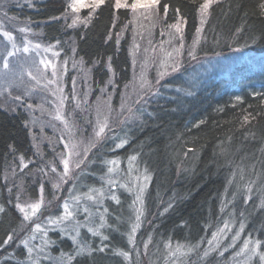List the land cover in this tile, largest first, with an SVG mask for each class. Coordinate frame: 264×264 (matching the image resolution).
I'll return each instance as SVG.
<instances>
[{"label": "trees", "instance_id": "1", "mask_svg": "<svg viewBox=\"0 0 264 264\" xmlns=\"http://www.w3.org/2000/svg\"><path fill=\"white\" fill-rule=\"evenodd\" d=\"M69 1L0 0V21L13 32L16 25L28 27L31 37L56 49L61 59L71 54L78 59L89 72L91 100L110 80L115 102L133 73L131 10L105 0L89 9L84 23H74ZM204 2L159 0L153 8L155 34L178 18L183 22L181 64L88 151L79 167L84 179L78 177L77 183L75 175L74 186L80 194L100 188L103 203L95 210L104 215L93 221L100 233L81 229L84 249H74L68 233L56 225L49 229L46 249L69 257L67 264H144L138 248L149 230L160 244L188 245L183 264H221L232 252L231 237L224 235L231 227L240 230L239 239L259 241L264 252V0H213L201 16ZM193 47L195 58L189 55ZM236 54L247 60L230 70L229 77L215 72L206 78L188 76L207 59ZM31 141L26 110L0 106V264H25L14 235L21 218L7 174L14 168L19 172L21 160L35 159ZM41 148L48 157L50 151ZM109 160L114 161L113 172L107 168ZM34 161L21 172L29 197L37 195V181L25 174L37 172ZM109 175L115 177L112 186L103 181ZM102 187L110 188V196ZM137 200L143 218L132 241ZM251 259L250 264L264 263L257 253Z\"/></svg>", "mask_w": 264, "mask_h": 264}, {"label": "rangeland", "instance_id": "2", "mask_svg": "<svg viewBox=\"0 0 264 264\" xmlns=\"http://www.w3.org/2000/svg\"><path fill=\"white\" fill-rule=\"evenodd\" d=\"M91 2L92 0H85L87 4ZM74 3L75 0L69 1L71 20L84 23L91 15L89 11L91 8L83 7L77 12L73 9ZM127 3L131 4L132 0H127ZM85 9L88 10L83 13ZM130 10L132 30L130 57L133 73L130 82L115 102H113L115 86L110 80L91 100L88 87L89 72L78 59L72 57V54L67 60L61 59L56 49L39 42L35 36L31 37L30 33L33 34V31L28 27L16 25L13 32L0 21V106L9 111L18 107L26 110L33 137L31 151L35 161H32L38 164L37 172L26 170L25 173L31 177L29 179L32 182L37 181L35 197L27 196L25 187L21 186L23 183L21 172L25 171L24 168L33 163L32 161L21 160L19 172L14 168L12 173L7 174L9 182L15 188V207L21 222L15 229L14 235L19 236L17 239L25 253V264H67L69 257L54 256L45 247L51 245L48 232L55 225L64 231L65 235L68 233L74 249L78 250L84 249L87 244L81 236L82 228L91 233H100L99 223L95 224L93 221H96V217L104 215L103 211L95 210L96 205L102 207V191L98 187H90L86 193L80 194L74 186L75 175H77L76 182L80 183L78 179L82 177L84 179V172L82 167L80 169L79 167L84 163L94 143L110 128L117 124L122 125L123 120L129 117L132 108L137 103H141L161 77L181 64L180 34L183 22L180 18L171 28L159 29L155 34L151 31L157 25L153 8L136 11L130 8ZM203 15L201 10V16ZM174 25H179V32L173 27ZM4 33H9L11 39ZM25 48L28 50L24 51ZM9 53L12 55L9 56ZM246 60L240 54L232 57H215L207 59L185 74L188 73L192 79L197 75L206 78L214 74L229 77L230 70ZM213 68L217 71H213ZM101 127L104 128L102 133ZM42 145L50 151L48 157H45ZM65 161L68 165L67 172H65ZM126 162L129 165L133 163L129 159ZM107 168L112 172L113 168L116 170L114 161L109 160ZM114 178L109 175L107 178L104 177L103 181L112 186ZM134 181L137 182L138 187L139 181L136 178ZM64 187L65 192H63ZM102 188L103 193L110 196L108 190L110 188ZM90 196L94 199H89ZM41 197L43 198L41 208L32 215L30 206L39 202ZM65 202L73 211V217L60 220L64 215ZM139 202L140 200H137L135 208L138 210L131 223L134 235L141 225L139 220L143 218V209L140 208ZM21 208L25 211L22 212ZM25 213L28 214L27 219ZM37 224L41 226L40 230H36ZM239 232L238 229L232 230V227L225 230L224 235L231 237L228 248H231L232 252L228 257L225 255L222 258L221 264H250L251 258L256 253L260 259L264 255L260 242L257 244L255 240L251 241L249 238L239 239L237 234ZM145 235L142 240L140 239L142 246L138 248L141 249L139 255L142 254L144 264H183L184 259L181 256L188 254V245L170 241L160 244L159 240L153 239L152 230L147 231ZM136 236L130 239L133 241ZM215 240H217L216 235L210 238L211 242ZM72 254L75 252L73 251ZM213 263L216 261L214 260Z\"/></svg>", "mask_w": 264, "mask_h": 264}, {"label": "snow or ice", "instance_id": "3", "mask_svg": "<svg viewBox=\"0 0 264 264\" xmlns=\"http://www.w3.org/2000/svg\"><path fill=\"white\" fill-rule=\"evenodd\" d=\"M158 2H159V0H132V3L129 4V3H127V0H115V7L117 9L131 8L133 11H136L137 9H152L158 4ZM211 2H212V0H205L204 4L201 5V9H202V12L204 14L207 13ZM104 3H105V0H92V2L90 4L85 3V0H75V3L73 4V9L77 12L80 10V8H83V7H90L93 10H95L96 8H99L101 5H103ZM262 7H264V5H262ZM74 23H75V21H74ZM202 23H203V20H202ZM173 27H175L178 32L180 31L179 25H174ZM199 32H200V29H197V33H199ZM4 35L8 36L11 39V36L9 33H4ZM27 50H28L27 48L24 49V51H27ZM194 52H195V47H193V50L189 52V55L192 56L193 58H195ZM11 55H12V53H9V56H11ZM5 67H7V62H5ZM239 99L240 98L237 97V100H239ZM103 131H104V128L101 127L100 132L102 133ZM67 168H68L67 161H65V172H67ZM89 199H94V197L90 196ZM42 203H43V198L41 197V200L39 202L30 206L32 215H35L36 212L39 211ZM63 207H64V215H63V217L60 218V220H67V219L73 217V211L70 210L67 202H65ZM0 210H2V209H0ZM20 210L22 212L25 211L24 208H21ZM85 211L87 212V209H85ZM25 218L26 219L28 218L27 213H25ZM35 227H36V230H40L41 226L39 224H37ZM133 231H135V228L133 229ZM11 238L12 237L9 236L8 239L10 240ZM25 243H27V242L25 241ZM257 244H259V241H257ZM81 250L83 251V249H81ZM29 251H31V250H29ZM101 251H103V249H101ZM122 254L125 257H127V255H128L127 253H122ZM261 259L264 260V255L261 256Z\"/></svg>", "mask_w": 264, "mask_h": 264}]
</instances>
